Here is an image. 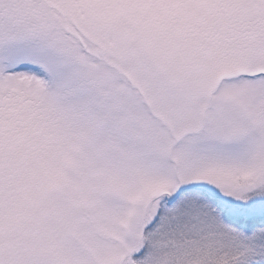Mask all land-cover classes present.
<instances>
[{"label":"snow or ice","instance_id":"6c2138e0","mask_svg":"<svg viewBox=\"0 0 264 264\" xmlns=\"http://www.w3.org/2000/svg\"><path fill=\"white\" fill-rule=\"evenodd\" d=\"M0 264H264V0H0Z\"/></svg>","mask_w":264,"mask_h":264}]
</instances>
